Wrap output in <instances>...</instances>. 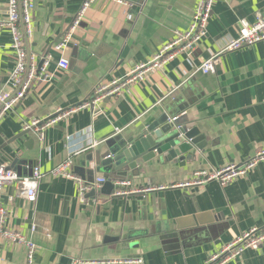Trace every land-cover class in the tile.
<instances>
[{
    "label": "crops",
    "instance_id": "obj_1",
    "mask_svg": "<svg viewBox=\"0 0 264 264\" xmlns=\"http://www.w3.org/2000/svg\"><path fill=\"white\" fill-rule=\"evenodd\" d=\"M81 1L31 0L30 36L21 28L24 50L37 59L36 67L40 58H51L50 79L33 81L2 116L0 164L19 177H29L39 167L43 177L32 204L17 196L13 183L4 187L0 207L5 228L32 239L34 264L126 258H140L143 264H206L240 234L264 227V162L225 187L215 181L183 186L195 172L241 167L264 149V41L222 52L236 39L240 21L254 24L264 13V0H215L206 35L190 53L177 55L119 95L102 100L97 111L84 109L56 121L40 142L24 124L44 122L90 101L100 83L122 79L146 64L175 32L189 27L201 0H123L131 4V21L122 5L97 0L68 48L57 53L53 48ZM6 6L7 0H0V22ZM10 45L9 31L0 27V93L8 98L14 95L7 86L14 66ZM215 55V73H200V64ZM59 57L69 61L66 71L55 67ZM169 113L205 134L203 149H193L183 166L160 164L155 158L125 178L133 188H168L127 196H114L113 190L108 197L100 194L101 185L91 188L81 203L75 180L50 175L70 159L74 176L91 185L97 178L106 181L96 170L97 159L113 156L121 144ZM32 226L35 232L30 234ZM171 233L178 235V252L164 250L158 241ZM129 234L136 237L129 239ZM25 259L24 247L0 242V264H25ZM226 264H264V246Z\"/></svg>",
    "mask_w": 264,
    "mask_h": 264
},
{
    "label": "built area",
    "instance_id": "obj_2",
    "mask_svg": "<svg viewBox=\"0 0 264 264\" xmlns=\"http://www.w3.org/2000/svg\"><path fill=\"white\" fill-rule=\"evenodd\" d=\"M97 0H82L80 8L68 28L63 33L60 40L56 43L53 50L55 52H62L68 48V45L84 21L91 6ZM118 5H122L127 9L126 19L132 20V14L129 12L131 4L123 0H105ZM215 0H201L193 13L192 20L189 27L183 32H175L174 37L163 45L160 50L152 56V58L143 65H137L129 71V73L122 79H114L110 82H102L96 86L92 93V99L85 101L76 107L59 111L52 119L44 122L31 121L24 124V130H32L39 138L43 140V131L56 121L65 118L80 110L98 109V104L104 99H111L121 93L128 85L139 81L143 76L154 69H160L164 64L174 60L179 54L190 53L194 46L206 35L207 23L211 16V9ZM33 10V3L31 0H7L6 17L0 22V27L9 31L11 36L10 48L14 54V66L8 75L7 86L14 91L12 98L6 97L4 93H0V120L4 114L10 111L28 92L31 84L35 80L48 81L50 74L47 71L51 58L47 55L40 58V66L36 67L37 59L29 56L27 58L23 45V35L20 27V22L23 25V31L26 36L31 34V13ZM264 41V13L257 16L254 24H249L246 21H240L239 30L236 39L231 41L222 52H232L244 47H248L255 43ZM218 55L212 56L204 60L199 66V72L203 75L214 74L215 67L218 64ZM29 62V66L28 63ZM55 67L59 71H66L69 67V61L66 58L59 57L55 63ZM7 99H9L7 101ZM92 145V147H94ZM264 162V149L258 151L255 156L241 167L230 165L219 170L214 171H198L192 175L190 181L183 186H203L204 184L215 181L221 187L233 182L239 177H243L258 163ZM72 161L70 159L64 161L52 171V177H62L66 179H73L77 183L79 198L81 203H86V193L91 188L100 187L105 183L104 178H97L91 185L84 182L81 178L74 176L71 172ZM43 177L39 167H34L29 177H19L15 171L0 164V193L6 185L14 184L17 189V196L25 202L32 204L36 200L38 186ZM114 196H127L132 194H146L155 191H161L168 187H146L133 188L130 180H117L113 182ZM96 190V189H94ZM5 211L0 207V242L6 244L21 245L25 249V264H34V257L36 254V246L31 238H25L19 232L5 228ZM35 232V226L31 227L30 234ZM47 237L49 235L47 234ZM264 246V227H254L239 236L232 242L223 247L218 253L211 255L206 264H226L230 260L240 256L246 250H256ZM70 264H143L140 258H126V259H105V260H80L73 259Z\"/></svg>",
    "mask_w": 264,
    "mask_h": 264
},
{
    "label": "water",
    "instance_id": "obj_3",
    "mask_svg": "<svg viewBox=\"0 0 264 264\" xmlns=\"http://www.w3.org/2000/svg\"><path fill=\"white\" fill-rule=\"evenodd\" d=\"M20 27L24 30L22 22H20ZM27 58L29 59V55ZM1 108L2 105H0V110ZM183 121L184 119L175 118L170 113L162 114L134 139L121 144L118 150L121 149L113 153V156L99 157L96 161V170L107 176L105 183L99 189L100 194L109 197L114 190V181L124 180L129 173L134 175L136 168L139 171L144 164L155 158L160 164L183 166L187 159L192 158L190 152L193 149L201 151L205 144H203L205 134L200 133L195 125ZM27 133L29 132L25 131L24 134ZM117 153L119 154L115 155ZM93 194L91 192L89 195ZM127 237L131 239L136 235L129 234ZM158 241H161L166 251L178 252L181 249L177 233L161 235Z\"/></svg>",
    "mask_w": 264,
    "mask_h": 264
},
{
    "label": "bare ground",
    "instance_id": "obj_4",
    "mask_svg": "<svg viewBox=\"0 0 264 264\" xmlns=\"http://www.w3.org/2000/svg\"><path fill=\"white\" fill-rule=\"evenodd\" d=\"M27 63H29V62H27ZM30 64V63H29ZM151 193V192H150Z\"/></svg>",
    "mask_w": 264,
    "mask_h": 264
}]
</instances>
